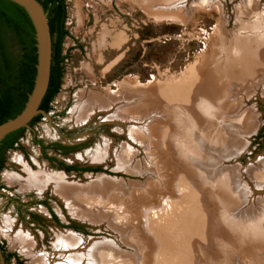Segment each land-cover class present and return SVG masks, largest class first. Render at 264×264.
<instances>
[{"label": "rangeland", "instance_id": "374dc122", "mask_svg": "<svg viewBox=\"0 0 264 264\" xmlns=\"http://www.w3.org/2000/svg\"><path fill=\"white\" fill-rule=\"evenodd\" d=\"M65 5L59 92L0 172V222L12 223V231L0 230V243L15 255L0 264L60 263L59 234L81 239V252L95 241L108 245L112 255L99 264H264L263 235L245 229L237 244L230 231L264 220V46L256 44L264 38V0ZM201 80L219 98L213 92L198 100ZM181 86L190 90L189 108L169 92ZM93 94L127 96L125 105L136 110L132 126L104 121L103 112L75 124L74 108ZM35 138L72 146L65 163L101 172L64 175L40 159ZM104 144L108 154L99 162ZM23 167L83 185L96 181L100 190L83 202L96 218H78L49 188L27 189ZM29 212L43 222L22 223ZM19 229L33 241L32 254L11 245Z\"/></svg>", "mask_w": 264, "mask_h": 264}, {"label": "bare ground", "instance_id": "6f19581e", "mask_svg": "<svg viewBox=\"0 0 264 264\" xmlns=\"http://www.w3.org/2000/svg\"><path fill=\"white\" fill-rule=\"evenodd\" d=\"M172 5L173 4H171L170 6L168 5V6L171 7ZM261 40H262V42H258V43L256 42V44L259 47L264 46V38ZM239 50H240V48H239ZM237 57H239V55H237ZM201 81H205V80H201ZM209 86L210 85L207 84V81H205V84H204V91L202 90L200 85L197 86V92H196L197 94L196 95H197V97H199L198 100L203 101V99H207L205 94H207L209 92ZM181 87L182 88L178 87L177 89L175 87H173V89L170 88L169 92L176 94V97L180 99L179 101L181 102V104H186L184 106L188 105V108H189V101H187V100H190L188 97L190 90L187 89V87H183V86H181ZM217 88H218V86H217ZM216 90L210 91V92H212V96H213V92H214V95L216 94L215 95L216 97L214 96L215 99L219 98V96H218L219 92H216ZM208 94H207V96H209ZM210 96H209V98H210ZM212 96H211V99H212ZM126 97L127 96L123 95L122 97H120V99H117V97H114V96L108 97L106 95H101V94H93L92 96H88L86 101L77 105L74 108V110L72 112V120L75 124L76 123L81 124L84 122H89V120H91V118L95 114H97L99 112H103V113H105L104 114L105 115L104 121H107L109 123L116 122V123H120L121 125L132 126L131 125L132 118L130 116L134 115L135 114L134 111H136V110H134L132 112V109H130L128 105H125V104H128ZM159 99L163 100L162 95H159ZM157 102H161V101L156 100V103ZM209 102H212V101H209ZM153 104H155V103H153ZM157 104H160V103H157ZM145 106L146 105H144V107ZM212 106H213V109L216 108V106H214V105H212ZM141 125H142V123H141ZM108 147L109 146L107 144H104L101 146V148H99V151L98 150L96 151L95 159H98L97 161H99V162L104 161V158H106V156L108 154L107 153ZM178 151H179V149H178ZM184 154H185V152H184ZM179 157L182 158L183 155L179 156ZM184 157H186V156H184ZM184 163H186V162H184ZM184 163H182V164H184ZM24 172L26 173V177H27V181H28L27 189L32 190V191L40 194L49 188L51 190L52 194L54 196H56L65 205V207L69 211H74L75 216H77L78 218H80V219H83L84 217L88 218V219L96 218V216H94L95 212H94L93 207L85 208V206H83V205H85V203H83V202H85V200H88L89 196L93 195L94 193H97L100 190L96 181H90V183H88L87 185H83L81 183L68 181L63 176H61V175L58 176L56 174L48 172L47 170H41L38 173H32L31 171L24 168ZM189 172H191V171H189ZM11 178H13V177H11ZM210 218H212V216H210ZM215 218H218V220H221V219H223V216L221 214H217ZM250 223L252 224V226H251V224L248 225L247 227H238V225H237L236 227L233 226L232 229L230 228V231L236 235L235 238L232 239L234 241V243H237V244H238V242L240 243V241L243 238L247 237L246 231L247 230L249 231L251 229L256 234L264 236V220H262L260 218V221H259V219H257L255 221V223H253V222H250ZM11 224L8 227V225L3 226V224L0 222V230L5 229L6 231H9V232L12 231L10 228ZM196 225H198V224H196ZM245 229H247V230H245ZM226 231H227V233H229L228 230H226ZM240 235L243 238H241ZM9 241H10L11 245L19 246L21 249V252L27 253L26 255L33 253V248H34V244L32 243L33 241L32 242L30 241L28 234L23 232V230L19 229L17 234H14L13 236H9ZM57 241L59 243L58 245H60V250H61L60 254L62 256H64V259L58 264H99L100 263L99 259L102 260L105 258V256H103L104 253H107L108 254L107 256H109L110 254L112 255L111 248L108 245L101 244L100 241H95L93 243L88 244V251H86V252L80 251L81 249L84 250L85 247L83 248L82 240L79 238L66 236L64 234H59ZM106 249H109L110 251L106 250ZM105 259H104V261H105ZM81 260L82 261L85 260L86 263H82Z\"/></svg>", "mask_w": 264, "mask_h": 264}, {"label": "trees", "instance_id": "16d2710c", "mask_svg": "<svg viewBox=\"0 0 264 264\" xmlns=\"http://www.w3.org/2000/svg\"><path fill=\"white\" fill-rule=\"evenodd\" d=\"M47 13L52 40V58L47 91L39 110L47 112L51 101L60 89L62 77V43L68 32L65 29V0H36ZM36 66L35 32L22 8L0 0V124L17 116L23 109L32 90ZM34 117L29 125L37 121ZM20 129L6 136L0 144L2 153L12 149L24 133ZM1 169V164H0ZM13 254L9 255V258Z\"/></svg>", "mask_w": 264, "mask_h": 264}, {"label": "water", "instance_id": "95a60500", "mask_svg": "<svg viewBox=\"0 0 264 264\" xmlns=\"http://www.w3.org/2000/svg\"><path fill=\"white\" fill-rule=\"evenodd\" d=\"M24 10L34 32L36 47V66L33 87L22 111L12 119L0 124V144L11 133L20 129H28L31 120L38 114L39 105L47 91L52 54V40L47 22V13L36 0H7ZM0 260H2L0 253Z\"/></svg>", "mask_w": 264, "mask_h": 264}, {"label": "flooded vegetation", "instance_id": "af4514ba", "mask_svg": "<svg viewBox=\"0 0 264 264\" xmlns=\"http://www.w3.org/2000/svg\"><path fill=\"white\" fill-rule=\"evenodd\" d=\"M52 102V101H51ZM50 109H51V103L49 105ZM49 109V110H50ZM49 110L47 112L42 111L43 113L38 114L37 116L39 117L37 119L36 122H34L33 124L29 125V129L32 128L35 124H37L39 122V120L42 118L43 115L47 114L49 112ZM27 130V129H25ZM19 139L17 140V142L14 144L12 149H7L2 153L1 159H0V164H1V169L0 172L5 168L6 163H7V152L8 151H12L14 149H16V146H18V142ZM33 144L35 146L38 147V151H39V156L41 160H44L51 168H54L56 170H58L59 172H62L64 175L67 174H83V173H97V172H101L100 168H94V167H90V166H78V165H69L67 163H65L62 160V157L65 156L68 151L73 150L74 148L67 144H64L58 140H53V141H49V142H43L42 140H37V138L32 140ZM62 174V175H63ZM65 177V176H64ZM0 190H2V187H0ZM41 205L45 206L51 220L56 223L57 225L62 227L61 221L58 218V216L52 211V209L48 206L47 202L45 201H41L39 202ZM19 220L22 223H27V221H29V223L33 224V223H41L43 222L42 219L32 213L29 212L27 214V218H25L24 216L20 215ZM71 227L74 229H77L76 227H78L77 224L75 223H71ZM0 253H1V257H2V262L6 263L7 261H9L11 258H15V255L13 254L12 257L9 258V255H11L12 253H9L7 251L4 250V247L2 246V244L0 243Z\"/></svg>", "mask_w": 264, "mask_h": 264}]
</instances>
